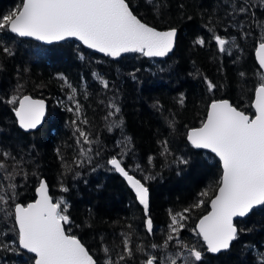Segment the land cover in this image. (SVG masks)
I'll list each match as a JSON object with an SVG mask.
<instances>
[{"label":"trees","instance_id":"1","mask_svg":"<svg viewBox=\"0 0 264 264\" xmlns=\"http://www.w3.org/2000/svg\"><path fill=\"white\" fill-rule=\"evenodd\" d=\"M21 2L0 0V17ZM127 2L143 21L177 28L169 55L156 58L128 52L112 58L77 39L43 44L0 31V163L5 165L0 168V195L12 183L15 199L10 204L27 203L44 177L53 200L65 202L62 208L67 207L70 218L66 231L70 229L86 245L97 264H106L109 255L117 261L124 236L130 237L135 254L119 264H143L149 254L163 257L180 250L175 241L166 250L151 245L163 244L171 215L188 208L179 238L202 252V260L195 264H264V206L235 219L238 237L228 250L206 251L195 224L216 192L221 165L215 155L194 148L186 138L190 127L201 124L213 99L228 98L253 113L254 90L264 82L254 57L256 44L264 41V4L258 0ZM241 3L249 6L247 13L233 11ZM217 35L228 41L224 52L214 39ZM201 38L203 45L196 43ZM208 82L215 87L209 88ZM24 93L49 102L46 120L30 132L18 127L16 104L8 103ZM75 102L81 105L79 117ZM112 104L120 109L114 115H110ZM78 128L93 143L85 144L83 138L77 143ZM82 147L91 151L81 156ZM5 152L10 155L4 156ZM112 157L148 188L147 213L109 165ZM181 158L188 163H179ZM205 191L208 195L201 196ZM201 200V207H193ZM147 218L152 220L151 233ZM10 240L15 242L13 251L8 249ZM0 243L6 245L0 248V264H33V255L19 249L14 218L0 219Z\"/></svg>","mask_w":264,"mask_h":264},{"label":"snow or ice","instance_id":"2","mask_svg":"<svg viewBox=\"0 0 264 264\" xmlns=\"http://www.w3.org/2000/svg\"><path fill=\"white\" fill-rule=\"evenodd\" d=\"M247 4L241 3L234 12L247 13ZM0 31H10L19 37H35L41 41H60L68 37H77L90 48L98 49L112 57L122 53L140 52L145 56H166L172 51L177 31L171 28L167 31H158L154 27L143 23L131 11L126 0H22L21 4L9 13L0 17ZM214 39L221 52L226 51L228 41L220 36ZM197 44L203 45L204 39H198ZM3 51L12 54L8 47ZM257 57L261 68H264V42L259 44ZM107 87V81H104ZM208 87L213 88L211 82ZM75 94L76 89H72ZM74 100V95L69 97ZM18 97L12 96L8 101L16 104ZM183 98L180 103L183 104ZM19 106L14 109L19 125L25 130L35 129L45 114V102L35 100L31 96H24L18 101ZM75 111L79 117L81 105L75 102ZM114 115L120 109L112 104ZM256 111L254 118L244 111L233 107L227 100L214 101L210 105L207 117L201 126L188 132L187 139L196 148L210 149L215 153L223 165V174L219 181V188L211 200V211L199 220L197 235L202 236L210 253H220L228 250L238 237V228L234 218L245 217L257 206H264V82L255 90ZM73 109H69L72 111ZM84 124L88 121L83 120ZM79 138L83 143L91 144L89 134L78 128ZM167 149V141L162 142ZM91 149L81 148V156H86ZM9 156L10 153H3ZM82 164L83 160L78 161ZM108 163L116 172L126 177L128 183L148 211V188L134 176L128 174L122 166V161L112 157ZM179 163L187 164L181 158ZM5 165L0 163V168ZM11 176V174H9ZM16 185L10 183L5 189V195H0V219L14 218L18 225V244L23 250L35 254L34 264H97L89 254L88 249L66 225L70 218L66 215L67 207L62 208L63 200L53 202L48 194V187L41 182L37 191L39 199L26 206L16 203L14 214L9 210L8 200L15 199ZM11 190V195H7ZM67 191V189H64ZM207 196L208 192H202ZM203 200L193 207L199 208ZM183 212L171 215L170 232L163 244L151 245L153 249H168L169 244L175 241L178 251L174 254H165L163 257L149 254L143 264H195L202 260L203 254L195 246L189 247L179 238L180 230L185 227L183 221L187 219ZM149 233L153 230L151 218L146 221ZM123 252L118 255L117 261L108 256L106 264H119L126 257H132L135 252L128 236L122 241ZM6 245L0 243V248ZM104 252H110L105 247ZM137 250L143 252V246ZM187 251V255L185 251Z\"/></svg>","mask_w":264,"mask_h":264},{"label":"water","instance_id":"3","mask_svg":"<svg viewBox=\"0 0 264 264\" xmlns=\"http://www.w3.org/2000/svg\"><path fill=\"white\" fill-rule=\"evenodd\" d=\"M126 2H127V0H126ZM128 3V2H127ZM129 4V3H128ZM129 7H130V5H129ZM130 9H131V7H130ZM131 11L133 12V10L131 9ZM133 14L134 15H136L134 12H133ZM137 17H138V15H136ZM139 18V17H138ZM143 23H146V24H148L150 27H154V28H156L158 31H167V30H169V29H171V28H175V27H168V28H158V27H155V26H153V25H151V24H149V23H147V22H145V21H143L141 18H139ZM176 29V31H177V33H178V30H177V28H175ZM14 34V33H13ZM16 35V34H15ZM18 36V35H17ZM24 38H29V39H33V40H35V41H38V42H40V43H43V44H51V43H53V42H59V41H41V40H38L37 38H35V37H24ZM65 39H77L83 46H85V47H87V48H90L88 45H86V44H84L83 43V41H81V40H79V38H77V37H68V38H65ZM64 39V40H65ZM60 41H62V40H60ZM176 41H177V35H176V38H175V43H174V46H173V49H172V51L174 50V47H175V44H176ZM261 42H264V41H260V42H258L257 44H256V46H255V49H254V57H255V60H256V62H257V64H258V66L260 67V69H261V71H262V73H263V75H264V68H261V66H260V64H259V59H258V57H257V50H258V48H259V44L261 43ZM91 50H93V51H95V52H97V53H99V54H103V55H106V56H109V55H107L106 53H103V52H100L98 49H93V48H90ZM171 51V52H172ZM171 52H169L168 53V55L171 53ZM123 54V53H122ZM167 56V55H166ZM110 57H112V56H110ZM153 57H156V58H163V57H165V56H163V57H160V56H153ZM112 58H116V57H112ZM260 85V84H259ZM259 85L255 88V90L259 87ZM255 90H254V95H253V99H252V108H253V113L252 114H250V113H248V112H245V114H247V115H249L250 117H252V118H254V114H255V111H256V109H255V107H254V105H255ZM24 96H31L33 99H35V100H43L44 102H45V114H44V116H43V118H42V120H41V123L35 128V129H30V130H25V129H23V128H21L20 127V125H19V119H18V117H16V115H15V111H14V109L15 108H17L18 106H19V103H18V101H19V99H22ZM220 100H227V101H229V103L230 104H232V106L233 107H236L238 110H240V111H243V110H241L240 108H238L237 106H235L228 98H216V99H213V100H211L210 102H209V104H208V106H207V110H206V114H205V117H204V119H203V121L206 119V117H207V113H208V111L210 110V105L214 102V101H220ZM18 101H17V103H16V105H15V107H14V109H13V112H14V116H15V119H16V123H17V125H18V127L21 129V130H23V131H27V132H30V131H34V130H36V129H38L43 123H44V121L46 120V116H47V113H48V107H49V102H48V100L45 98V97H42V96H35V95H32V94H30V93H24V94H22L21 96H19L18 97ZM202 123V122H201ZM201 126V124H199V125H197V126H194V127H190L188 130H187V133H186V138H187V135H188V132L191 130V129H193V128H198V127H200ZM188 140V139H187ZM188 142L191 144V142L188 140ZM192 145V144H191ZM193 146V145H192ZM194 147V146H193ZM194 148H196V147H194ZM197 149H203V150H207V151H209V152H211L213 155H215L217 158H218V160H219V162H220V165H221V177H222V174H223V165H222V162L220 161V159H219V157L215 154V153H213L210 149H204V148H197ZM117 158V157H116ZM110 165V164H109ZM112 168H113V166L112 165H110ZM123 166V165H122ZM126 170V169H125ZM127 171V170H126ZM128 172V171H127ZM120 176H121V178L124 180V182L126 183V185L130 188V190L133 192V194L135 195V197H136V200L138 201V203L139 204H141L140 203V201H139V199H138V197H137V195H136V193H135V190L131 187V185L128 183V181H127V179H126V177H124L122 174H120L119 172H117ZM128 174L129 175H131V176H134L136 179H138V180H140L138 177H136L134 174H132V173H130V172H128ZM221 177H220V179H221ZM45 182L46 184H47V187H48V194L51 196V194H50V190H49V185H48V183H47V181H46V179L44 178V177H42L41 179H40V181H39V183L37 184V186H36V188H35V197L32 199V200H30V201H28L27 203H22V202H15L14 203V205L16 204V203H19V204H23V205H27L28 203H34L37 199H39V192L37 191V189L39 188V186H40V183L41 182ZM141 181V180H140ZM142 182V181H141ZM143 183V182H142ZM144 184V183H143ZM145 185V184H144ZM145 187H146V185H145ZM218 188H219V185H218V187H217V189H216V192H215V194L211 197V199L209 200V203H208V210L204 213V214H202L199 218H198V220L196 221V224H195V229H196V231H197V225L199 224V220L203 217V216H205V215H207L210 211H211V200L215 197V195L217 194V191H218ZM148 200H149V192H148ZM53 202H55L54 200H53ZM142 205V204H141ZM143 206V205H142ZM144 207V206H143ZM148 207H149V203H148ZM258 207V206H257ZM148 212V211H147ZM13 214H14V206H13ZM236 218H240V217H236ZM236 218H234V224H235V219ZM148 219V218H147ZM147 221V220H146ZM14 223H15V221H14ZM236 225V224H235ZM15 226H16V229H17V243H18V225H16L15 224ZM73 235V234H72ZM77 237V236H76ZM78 238V237H77ZM200 238L202 239V241H203V238H202V236H200ZM79 239V238H78ZM80 240V239H79ZM81 241V240H80ZM81 243H83L82 241H81ZM203 243H204V246L206 247V251H207V245H206V243L203 241ZM84 244V243H83ZM18 246H19V244H18ZM84 246L86 247V245L84 244ZM19 248L21 249V247L19 246ZM87 248V247H86ZM22 251H25V252H28L27 250H23V249H21ZM89 251V250H88ZM223 251V250H222ZM208 252V251H207ZM210 253V252H209ZM32 255H33V264H34V261H35V254L34 253H31ZM89 254L90 255H92L91 254V252L89 251ZM211 254H216V253H211ZM93 256V255H92ZM93 258L96 260V258L93 256Z\"/></svg>","mask_w":264,"mask_h":264},{"label":"rangeland","instance_id":"4","mask_svg":"<svg viewBox=\"0 0 264 264\" xmlns=\"http://www.w3.org/2000/svg\"><path fill=\"white\" fill-rule=\"evenodd\" d=\"M259 1V3L260 4H264V0H258ZM262 6V5H261ZM263 30H264V28H263ZM263 35H264V32H263ZM4 195H5V193H4ZM7 195H11V193H7ZM10 202H11V200H8V205H11L12 206V212H13V206H14V203H11L10 204ZM14 245H15V242L13 241V240H10L9 241V244H8V249H9V251H13L14 250ZM20 249V248H19ZM21 250V249H20ZM22 251V250H21ZM176 252V251H175ZM174 252V253H175ZM174 253H172V254H174ZM186 253V255H187V251L185 252ZM22 257H24V255L22 256ZM179 264H183V260H181L180 262H179Z\"/></svg>","mask_w":264,"mask_h":264}]
</instances>
